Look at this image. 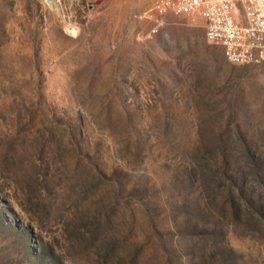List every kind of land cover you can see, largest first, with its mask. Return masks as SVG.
<instances>
[{
	"label": "rangeland",
	"instance_id": "obj_1",
	"mask_svg": "<svg viewBox=\"0 0 264 264\" xmlns=\"http://www.w3.org/2000/svg\"><path fill=\"white\" fill-rule=\"evenodd\" d=\"M155 0H0V264H264V65Z\"/></svg>",
	"mask_w": 264,
	"mask_h": 264
},
{
	"label": "built area",
	"instance_id": "obj_2",
	"mask_svg": "<svg viewBox=\"0 0 264 264\" xmlns=\"http://www.w3.org/2000/svg\"><path fill=\"white\" fill-rule=\"evenodd\" d=\"M171 16L202 25L231 63L264 65V0H155L138 18L161 28Z\"/></svg>",
	"mask_w": 264,
	"mask_h": 264
}]
</instances>
